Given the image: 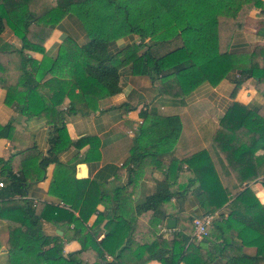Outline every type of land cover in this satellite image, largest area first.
I'll list each match as a JSON object with an SVG mask.
<instances>
[{"label": "trees", "instance_id": "trees-1", "mask_svg": "<svg viewBox=\"0 0 264 264\" xmlns=\"http://www.w3.org/2000/svg\"><path fill=\"white\" fill-rule=\"evenodd\" d=\"M44 1L0 0V87L6 86L8 104L13 102L20 112L42 118L51 127L47 156L39 162L42 168L49 163H58V155L63 150L72 145L82 146L89 140V137L76 141L69 138L64 114L57 109L59 93L62 100L66 96L69 98L74 111L94 112L97 105L92 104L93 97L104 99L120 93V70L127 66L134 74L151 81L158 102L168 103L180 102L186 93L179 77L186 65L194 68L200 80L211 86L235 72L232 97L244 81L254 78L260 102L249 106L233 102L221 119V131L226 121H232L235 116L233 127H248L259 135L257 144L264 145V118L257 115L264 102V45H257L248 52L229 51L233 34L244 27L253 9H259L262 21H259L258 33L264 36V0H56L53 8L39 17L34 16L32 10ZM67 16L79 20L89 41L78 46L67 40L55 58H44L40 62L25 58L22 44H11L2 38L8 28L21 43L27 39L42 45L53 28ZM129 36L150 39L154 44L145 46L140 42L111 54L110 43ZM162 47L168 50L160 54ZM140 55H146L151 64L147 65ZM62 69L69 70L70 75L66 77L60 72ZM13 71L11 76L18 78L17 86H10L5 77ZM36 72L40 73L39 76L35 75ZM120 108L131 109L127 104ZM149 113L146 108L140 112V117L146 120ZM9 127L10 124L0 126V137ZM180 131L178 115L163 116L149 125H142L129 149L128 163L132 165L129 178L136 176L135 169L145 157L171 153ZM242 148L244 153L252 154V149L243 145ZM204 158L210 160L203 150L181 161L174 160L171 174L177 176L179 162L186 164L196 175L200 184L195 193L204 215L222 208L228 210L226 217L220 214V218L211 222L208 236L200 240L206 242V246L192 236L195 218L181 213L170 216L177 218L179 230L167 238L157 234L159 223L167 217L162 209L174 196L169 191L168 181L163 180L156 183L151 195L134 202L132 210L124 199L94 200L92 191L79 207L64 199L63 203L77 209L79 218H73L68 211L54 209L63 217L66 214L72 217L71 235L65 234L63 238L47 236L39 228L40 214L32 203L26 200L14 203L16 211L11 219L16 222L9 227L6 246L10 264H101V261H105L104 264H146L153 260L161 264H213L217 261L223 264H264V217L258 221L255 213L252 217L245 215L242 218L240 210L244 211L248 190L243 188L233 197L220 184L209 182L210 171L202 164ZM258 160L264 162V156ZM203 174L208 176L206 181ZM259 175H264V170ZM250 179L246 178L239 185L247 184ZM93 182L91 180L89 185ZM14 183L20 189V195H24L27 185L15 179ZM128 187L129 183L115 188L116 198ZM99 203L105 205V210L97 212L89 227L84 226L83 222L97 211ZM259 210L263 215L260 206ZM140 218L141 227L137 224ZM238 219H242L241 222L252 231L253 238L249 242L240 240L238 233L231 231L232 222ZM101 225L107 232L97 242ZM66 239L77 240L80 249L64 254ZM245 246L255 247L256 253H244ZM105 254L112 257L110 261L105 259Z\"/></svg>", "mask_w": 264, "mask_h": 264}, {"label": "crops", "instance_id": "crops-1", "mask_svg": "<svg viewBox=\"0 0 264 264\" xmlns=\"http://www.w3.org/2000/svg\"><path fill=\"white\" fill-rule=\"evenodd\" d=\"M55 4L56 0H45L35 7L32 13L39 17ZM260 20L259 9H253L246 18L245 26L233 34L229 45L230 52H248L257 45H264V36L258 33ZM2 38L11 44L19 46L22 44L25 58H32L38 62L48 57L55 58L67 40L78 46L85 45L89 41L83 26L74 16L65 17L55 26L42 45L34 44L27 39L21 43L8 28L3 32ZM140 42L145 46L154 44L150 39L142 40L137 36H129L110 43V52L115 55L126 47ZM167 50L162 47L158 53L163 54ZM140 58L147 65L151 64V60L146 55H140ZM186 66L187 68L179 73L186 91L180 102H158L157 91L151 81L145 76L134 74L128 66L120 70V93L104 99L98 97L91 99L92 104L97 105L94 112L74 111L70 107L69 98L66 96L62 100L59 93L56 97L60 102L57 109L64 114L69 138L76 141L89 137V140L82 146L72 145L63 150L58 155V163H49L45 168H42L39 162L47 156L51 127L42 118L20 112L16 105L12 104L13 102L8 104L6 86L0 87V126L10 124V127L3 132L5 135L0 137V182L4 184L0 187V264H10L6 249L9 227L16 222L11 219L16 211L14 203L23 200L32 203L38 210L39 228L47 236L56 235L63 238L65 234L71 235L70 230L74 226L71 222L72 217L68 214L63 217L61 212L57 214L54 209L68 211L73 218H79L77 209L73 210L63 203L64 199L72 201L76 207H79L92 191L94 200L124 199L132 210L134 202L155 191L157 182L167 180L169 191L174 196L164 205L162 212L167 217L159 223L157 229V234L167 238L171 233L179 230L177 218L170 217L171 215L181 213L194 218L204 215L195 193L200 184L196 175L186 164L179 162V171L177 176L174 175V180L171 174L174 160L181 161L182 158L203 150L210 159L208 161L204 158L202 162L206 165L205 169L210 171L209 182L220 184L231 192L233 197L246 188L248 201H244L246 203L243 207L244 211L240 210L241 217L245 215L252 217L255 213L258 221L264 217L259 210L260 206L264 211V175H259L264 170V162L258 160L259 157L264 156V145L257 144L259 135L248 127L243 125L233 127L235 116L232 121H226L225 128L221 131L223 125L221 119L233 102L244 106L260 102V98L257 97L256 80L249 78L244 81L232 97L235 72L216 86H211L200 80L194 68ZM60 72L66 74V77L70 75L67 69L64 71L62 69ZM11 74H14V71L7 73L5 77L10 82V86H17L18 78ZM39 74L35 73L36 76ZM38 93L40 94V91ZM123 104H127L131 109L125 111L124 108H120ZM146 108L150 113L144 120L140 117V112ZM167 115H178L181 123V131L173 151L157 157H145L135 169L136 176L129 178L128 172L132 166L128 163L129 149L140 127ZM257 115L264 118V102L258 108ZM218 128L219 131L216 132ZM227 143L232 145L225 146ZM240 143L247 149H252V154L244 153ZM72 166L75 168L72 169ZM203 175L206 181L208 176ZM249 177L251 179L247 184L243 182L241 186L239 185ZM13 178L27 185L24 195H20V189L15 186ZM91 180L94 182L89 185ZM127 183H129L127 190L120 192L122 195L116 198L114 189ZM107 193L109 199L106 198ZM97 210L98 213L104 211L105 205L99 203ZM214 214H216L214 219L220 218V214L226 217L228 210L222 208ZM96 216L97 213L92 214L83 225L89 227ZM169 219L175 220V229L167 227ZM140 221L141 218L137 224L141 227ZM241 221L242 219H238L232 222L231 231H236L239 239L246 243L253 238V234L250 227L248 228L246 223ZM102 228L103 225L99 228L101 231L97 242L106 235L107 231ZM227 231H230V228H227ZM198 242H201L202 246L207 245L206 242L200 240ZM79 249L80 244L77 240H65L64 254ZM243 252L254 255L256 248L245 246ZM111 258L110 255L105 254L107 261ZM104 263L105 261H101V264ZM146 264L161 263L153 260ZM213 264H223V262L217 261Z\"/></svg>", "mask_w": 264, "mask_h": 264}, {"label": "built area", "instance_id": "built-area-1", "mask_svg": "<svg viewBox=\"0 0 264 264\" xmlns=\"http://www.w3.org/2000/svg\"><path fill=\"white\" fill-rule=\"evenodd\" d=\"M3 182H0V187H3ZM216 217L214 213H208L201 217H197L193 220L194 230L192 236L195 237L197 240H202L204 237L208 236V227L210 226L211 222Z\"/></svg>", "mask_w": 264, "mask_h": 264}, {"label": "water", "instance_id": "water-1", "mask_svg": "<svg viewBox=\"0 0 264 264\" xmlns=\"http://www.w3.org/2000/svg\"><path fill=\"white\" fill-rule=\"evenodd\" d=\"M175 226H176V222H175L174 219H169V220L167 221V227H168L169 229H175Z\"/></svg>", "mask_w": 264, "mask_h": 264}, {"label": "rangeland", "instance_id": "rangeland-1", "mask_svg": "<svg viewBox=\"0 0 264 264\" xmlns=\"http://www.w3.org/2000/svg\"><path fill=\"white\" fill-rule=\"evenodd\" d=\"M245 24H246V20H245V22H244V26H245ZM248 25V24H247ZM146 60V59H145ZM150 65V64H149ZM98 206V205H97ZM97 206H96V210H97ZM98 212V210L95 212V213H97Z\"/></svg>", "mask_w": 264, "mask_h": 264}]
</instances>
